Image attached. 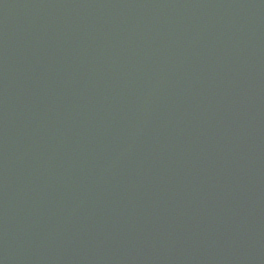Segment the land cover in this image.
Wrapping results in <instances>:
<instances>
[{
  "label": "water",
  "instance_id": "1",
  "mask_svg": "<svg viewBox=\"0 0 264 264\" xmlns=\"http://www.w3.org/2000/svg\"><path fill=\"white\" fill-rule=\"evenodd\" d=\"M239 0H0V264H192Z\"/></svg>",
  "mask_w": 264,
  "mask_h": 264
}]
</instances>
